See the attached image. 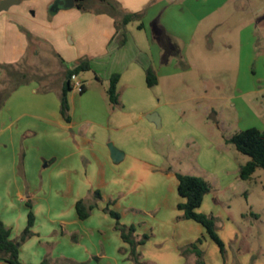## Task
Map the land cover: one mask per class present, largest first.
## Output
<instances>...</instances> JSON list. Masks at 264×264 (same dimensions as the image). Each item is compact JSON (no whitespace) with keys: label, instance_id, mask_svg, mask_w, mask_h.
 <instances>
[{"label":"crops","instance_id":"0c3cea01","mask_svg":"<svg viewBox=\"0 0 264 264\" xmlns=\"http://www.w3.org/2000/svg\"><path fill=\"white\" fill-rule=\"evenodd\" d=\"M58 1L20 0L0 12V65L22 62L30 47L41 43L54 53L53 74H58L56 81L45 86L39 79H31L15 90L0 109V221L11 230V238L18 240L28 225L27 203L31 202L35 215L32 235L21 243L19 252L24 264H134L127 257L130 248L119 233L111 235L101 219L81 220L76 203L87 199L90 188L99 185L105 201L118 195L116 208L125 213L136 211L138 196L145 194L149 200L154 183L153 188L161 193L165 183L159 181L158 175H150L148 166L137 170L128 160L129 153L113 144L125 151L120 150L124 158L114 162L107 144L111 140L116 143V138H107L106 126L95 119L108 117V128L118 129L133 116V109H144L143 99L152 90L161 91L180 75L182 64L178 62L185 54V39L195 38L201 21L194 16L196 9L184 10L188 0H114L121 8L117 16L104 7L82 11L76 2L74 7L64 8L56 6ZM52 7L56 12L51 15ZM238 11L246 12L247 4L235 6ZM128 13H141L142 17L126 25L127 37L122 45L117 24ZM25 31L31 33L33 40ZM228 43V52L237 46L242 55V33L237 42ZM35 54H39V49ZM83 59L91 61L95 80L102 82L103 89L93 105L87 97L89 86L77 75L85 92L74 87L69 91L72 118L66 122L60 111L66 71ZM149 68L157 76L153 87L147 83ZM116 73L120 74L119 103L112 105L107 91ZM3 79L4 72L0 71V89ZM78 102L82 104L83 121L73 118ZM143 111L149 122L157 124L153 121L156 120L161 126L156 113ZM178 173L193 175L170 168L163 177L172 182V190L173 185L177 186V192ZM110 188L115 196L107 193ZM178 202H184L180 195ZM120 248L125 250L122 261L116 253ZM189 257L195 264V255ZM0 264L9 263L0 259Z\"/></svg>","mask_w":264,"mask_h":264},{"label":"rangeland","instance_id":"374dc122","mask_svg":"<svg viewBox=\"0 0 264 264\" xmlns=\"http://www.w3.org/2000/svg\"><path fill=\"white\" fill-rule=\"evenodd\" d=\"M198 1L188 0L184 4L186 12L196 9L194 16L201 24L192 41L185 39V54L178 62L182 64L180 75L166 83L161 91L152 90L143 99L144 109L137 106L156 113L161 126L149 122L147 114L137 108L131 111L130 120L118 129L108 128V117L95 119L106 126L107 138H116L117 144L109 141L108 149L110 143L122 146L137 170L148 166V173L158 175L159 181L165 183V188L161 185L163 192L153 188L154 183L150 199L145 194L138 196L135 203L138 210L125 213L115 207L118 195L105 201L104 191L96 185L88 191V204H93L94 211L88 218L103 220L101 223L110 234L119 233V237L116 218L106 209L118 212L122 224L134 226L138 259L134 261L131 247L125 243L130 248L127 257L134 264H192L191 254L184 255L182 250L199 239L205 264H264V169L258 168L250 180H241L240 167L250 157L227 142L248 128L264 131V0ZM241 3L247 4V11L235 12V6ZM103 7L106 8L91 0L87 10L82 11ZM208 29L211 33L204 34ZM240 33L244 45L241 56L237 46L231 52L227 50L228 42H237ZM36 49H39L38 55ZM53 54L45 44L34 43L21 70L27 73L28 79H39L42 85H50L58 79V74H53ZM79 75L89 86L90 103L92 99L96 105L102 82L95 80L93 70ZM3 81L6 87L9 79L5 72ZM79 105L78 102L73 118L83 121L82 104ZM90 118L95 117L90 115ZM172 167L209 182L211 191L205 195L198 211L214 218L224 252L203 226L183 218V211L178 208L177 186L173 185L172 190V182L163 177ZM98 192L101 199L96 201ZM107 193L114 195L111 188ZM158 206L162 209H155ZM188 240L193 242L187 243ZM124 251L116 250L121 261Z\"/></svg>","mask_w":264,"mask_h":264},{"label":"trees","instance_id":"16d2710c","mask_svg":"<svg viewBox=\"0 0 264 264\" xmlns=\"http://www.w3.org/2000/svg\"><path fill=\"white\" fill-rule=\"evenodd\" d=\"M90 0H75L76 7L80 10H87V3ZM105 7L106 11L112 16H117L121 13L119 3L114 0H99ZM56 11L52 7L50 14H54ZM141 13H128L125 14L120 23L117 24V31L120 32L121 44L126 42V25L134 20L141 19ZM28 38L33 40V36L28 31H25ZM26 59L17 64L0 65V71L5 72L6 77L9 79V84L4 87V81L2 80V89H0V109L9 99L11 94L17 90L20 86L27 84L31 79H28L26 72L22 71ZM92 70V64L89 59H83L75 64L72 68H68L66 71V83L63 87V91L60 97L61 101V115L66 122L71 121L70 106L68 100V93L72 90L73 84L71 77L73 75H79L84 71ZM120 80V74H113L110 79V85L108 88V98L112 105L119 103L118 83ZM147 83L149 87H153L157 84V76L155 72L149 68L147 70ZM81 93L85 92V86L83 85ZM235 146L236 150L240 153L250 157V160L240 167V179L247 181L250 180L253 174L258 168L264 169V131L252 127L240 132H237L228 141ZM178 178V194L184 199V202L178 204V208L183 211V218L193 220L202 225L209 236L218 244L221 252H224V243L217 234L214 218L201 213L198 209L201 207L204 197L211 191V186L204 178L194 175L177 174ZM101 199V194L98 192L95 195ZM97 205V203H95ZM27 205L30 208L28 214V225L23 231L18 240L11 238V230L0 221V259L5 260L9 264H24L19 257L21 243L24 242L32 235V227L35 222V215L32 211V204L28 202ZM93 209V204H88L87 199H81L76 203V210L78 217L81 220H86ZM113 217L116 218V228L121 232V238L125 243H128L131 247V256L137 258V241L135 237V227L126 226L120 222V214L116 211L106 209ZM201 240L189 244L184 247L182 253L184 255L194 254L197 257L196 264H205L203 261V252L201 251L199 244ZM138 259V258H137Z\"/></svg>","mask_w":264,"mask_h":264},{"label":"water","instance_id":"95a60500","mask_svg":"<svg viewBox=\"0 0 264 264\" xmlns=\"http://www.w3.org/2000/svg\"><path fill=\"white\" fill-rule=\"evenodd\" d=\"M20 0H3L0 3V12L9 9L11 6L18 4ZM56 6H61L64 8H72L75 6V0H59ZM155 121L157 124L158 121ZM109 149L111 153V159L114 162H119L124 158V153H122L119 149H117L112 143L109 144Z\"/></svg>","mask_w":264,"mask_h":264},{"label":"built area","instance_id":"2783aa9c","mask_svg":"<svg viewBox=\"0 0 264 264\" xmlns=\"http://www.w3.org/2000/svg\"><path fill=\"white\" fill-rule=\"evenodd\" d=\"M71 81H72V84H73V87L75 88V89H78L79 91H81V89H82V87H83V82L82 81H80L79 79H78V77L76 76V75H73L72 77H71Z\"/></svg>","mask_w":264,"mask_h":264}]
</instances>
